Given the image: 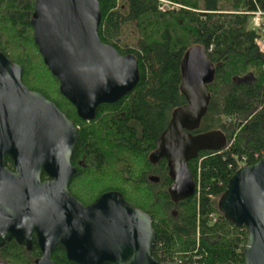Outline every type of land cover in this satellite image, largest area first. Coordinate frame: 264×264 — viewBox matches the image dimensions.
<instances>
[{
	"label": "trees",
	"instance_id": "trees-1",
	"mask_svg": "<svg viewBox=\"0 0 264 264\" xmlns=\"http://www.w3.org/2000/svg\"><path fill=\"white\" fill-rule=\"evenodd\" d=\"M35 1L0 0V48L23 66L25 85L53 100L78 127L71 193L89 204L114 190L145 210L157 231L154 256L161 262L180 255L185 264H245L247 229L228 220L219 200L241 163H255L264 155V53L251 25L253 11L264 10V0H168L180 8L165 10L162 0H99L101 40L122 55H135L140 79L118 101L101 104L90 121L79 117L44 62L31 24ZM9 47L23 55L10 54ZM193 47L202 48L215 68L206 85L211 97L201 131L220 129L227 144L189 161L198 188L192 197L175 202L168 162H152L150 155L173 111L187 103L181 91L182 61ZM6 164L13 168L10 158ZM42 177L47 179L46 173ZM84 180L85 192L77 191ZM130 180L137 186L134 191L121 185ZM41 254L36 240L26 247L12 239L0 247V262L35 264ZM52 257L72 264L62 250Z\"/></svg>",
	"mask_w": 264,
	"mask_h": 264
},
{
	"label": "water",
	"instance_id": "water-1",
	"mask_svg": "<svg viewBox=\"0 0 264 264\" xmlns=\"http://www.w3.org/2000/svg\"><path fill=\"white\" fill-rule=\"evenodd\" d=\"M101 19L99 0H36L31 19L45 64L86 121L96 117L101 104L132 91L140 79L137 57L122 55L101 40ZM23 73V66L0 48V247L12 239L30 247L36 240L42 255L35 264H60L52 257L58 250L72 264H181L154 256L158 235L152 217L120 192H105L88 205L71 193L78 127L53 100L27 87ZM214 75L202 48L186 52L181 91L187 103L173 111L150 155L155 163L167 159L175 202L196 193L189 161L227 144L220 129L190 132L207 113L211 96L206 85ZM219 210L247 229L245 264H264V156L232 175Z\"/></svg>",
	"mask_w": 264,
	"mask_h": 264
},
{
	"label": "built area",
	"instance_id": "built-area-1",
	"mask_svg": "<svg viewBox=\"0 0 264 264\" xmlns=\"http://www.w3.org/2000/svg\"><path fill=\"white\" fill-rule=\"evenodd\" d=\"M167 0H163V5L160 7L161 9L165 10L167 7ZM170 4H175L173 2H170ZM253 24L254 26L257 28L258 30V37L256 38V43L259 46V49L261 50V52L264 53V10L261 8H257L256 11H253ZM214 220H216V216L212 215ZM175 261H179L181 263H183L184 259H182L181 257H177L174 256Z\"/></svg>",
	"mask_w": 264,
	"mask_h": 264
},
{
	"label": "rangeland",
	"instance_id": "rangeland-1",
	"mask_svg": "<svg viewBox=\"0 0 264 264\" xmlns=\"http://www.w3.org/2000/svg\"><path fill=\"white\" fill-rule=\"evenodd\" d=\"M163 5V4H162ZM161 5V6H162ZM168 5V4H167ZM170 6H167V9H178V8H180V5L178 4V3H175V4H169ZM160 6V7H161ZM161 9V8H160ZM251 25L253 26V20H252V22H251ZM30 49V48H29ZM8 52L10 53V54H21V55H23L22 53H21V51H19V50H16V49H12L11 47H9L8 48ZM31 55H33L32 57L34 58V65H36V66H38V64L40 63L39 62V59L37 58V56H36V54L34 53V54H32L31 53ZM40 67V66H39ZM37 71H38V73L40 74V71H39V69H37ZM41 74H43L42 72H41ZM52 94H54V93H52ZM156 174V173H155ZM154 174V175H155ZM88 177V176H87ZM90 178V177H89ZM83 180V179H82ZM85 182H84V186H83V189L82 188H78L79 190H77V191H81L82 190V192L84 191L85 192V189H86V187H85V183L88 181V180H84ZM121 185H124V188L126 189H132L133 191H134V189L137 187V186H135L134 185V181H132V180H130L129 182H125V184L122 182V184ZM88 188V187H87ZM135 192H137L136 190H135ZM83 194V193H82ZM85 194V193H84ZM83 194V195H84ZM139 200H141L142 201V199L140 198ZM141 203H143V202H141ZM177 255V254H176ZM180 255H177V257H179ZM183 259V258H182Z\"/></svg>",
	"mask_w": 264,
	"mask_h": 264
},
{
	"label": "flooded vegetation",
	"instance_id": "flooded-vegetation-1",
	"mask_svg": "<svg viewBox=\"0 0 264 264\" xmlns=\"http://www.w3.org/2000/svg\"><path fill=\"white\" fill-rule=\"evenodd\" d=\"M204 118V117H203ZM203 119H202V121H201V125H200V127L198 128V129H195V130H191L190 132L193 134V135H196V134H199V133H203V132H206V131H201V127H203ZM166 159V158H165ZM166 161H167V159H166ZM168 162V161H167ZM151 178V177H150ZM158 181V180H157ZM76 197V196H75ZM82 202V201H81ZM93 202V201H92ZM90 204V203H89ZM85 205H88V204H85ZM136 206V205H135ZM138 207V206H137ZM140 208V207H139ZM142 209V208H141ZM143 210V209H142ZM143 211H145V210H143ZM54 254V253H53ZM42 255V254H41Z\"/></svg>",
	"mask_w": 264,
	"mask_h": 264
}]
</instances>
